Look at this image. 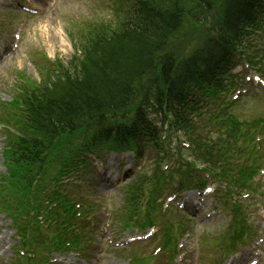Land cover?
Segmentation results:
<instances>
[{
    "label": "rangeland",
    "instance_id": "374dc122",
    "mask_svg": "<svg viewBox=\"0 0 264 264\" xmlns=\"http://www.w3.org/2000/svg\"><path fill=\"white\" fill-rule=\"evenodd\" d=\"M80 8H79V7ZM78 6H74L72 9H69L68 5H64L61 9H57L55 16L53 18V20L55 19V21L59 20L62 14H66L68 13L71 17H76L77 16V11L78 9L81 10L83 8V3H79ZM81 14H84V11H81ZM51 17V15H50ZM100 18H102V16H100ZM26 38L28 40H32L30 35H26ZM178 44H181V42L178 41ZM46 46L48 47L47 53L49 56H53V54L56 52L58 55L60 56H64L66 57L65 61H68L72 50L70 46H67L65 48H60L58 47V43L56 40L51 39L48 40L46 42ZM61 52V53H60ZM27 53L31 54V46L28 48ZM33 59H35V63H33ZM41 59L36 57V55L32 54L28 60H27V68L26 71L28 74H30L31 76L35 77V78H39L41 75V70L38 69L37 66V62L40 61ZM29 75V76H30ZM25 79L27 80H32L31 78H29L28 76H24ZM21 78L18 77V73L11 69V68H7L5 70L0 71V96L2 97L3 100H9L10 99V87H14L17 85L16 83L20 82ZM258 107H259V103H255V104H251L249 106H244L242 108L241 111V115L242 116H248V115H252L254 112L258 111ZM105 241L112 246V244L110 243L109 240V236H107V238L105 239ZM114 246V245H113ZM116 247V246H114ZM219 249V245L218 244H212L209 246H206V254L204 257V262L205 264H209L210 263V257H211V253L213 250L218 251ZM123 252V249H113L112 252L109 254V256L103 261V264H108L109 262H114L116 264H127V262L125 260L122 259L121 253ZM245 257V254H239L236 257ZM236 257H233V259H235Z\"/></svg>",
    "mask_w": 264,
    "mask_h": 264
},
{
    "label": "trees",
    "instance_id": "16d2710c",
    "mask_svg": "<svg viewBox=\"0 0 264 264\" xmlns=\"http://www.w3.org/2000/svg\"><path fill=\"white\" fill-rule=\"evenodd\" d=\"M176 6H177V4L169 5V6H166L164 9L161 10L162 12L159 15L160 16L159 18L161 19L162 24H164L165 26L169 27L175 23V21L177 19ZM144 14L147 15V14H149V12L146 11ZM159 18H155V19H153V21H151L150 30L147 28L141 29L140 31H137L134 33V35H132V41L134 43L137 42V39L143 38L142 31L145 32V35H148L149 37H151V39L142 40V44L134 46L132 48V51H134L136 49V47L141 48V50H142L143 48L148 47L150 45V43H153V42H154V44L156 43V38H159L161 31L164 30L161 23L159 22ZM159 32H160V34H159ZM155 36H156V38H154ZM123 40L124 39H120L117 41L107 43L106 49L109 52L117 51L120 48V45L123 42ZM103 50H105V49H103ZM101 52H103V51H101ZM52 93L54 95H56L55 92H53V90L49 91L48 89H43L42 93H38L37 91H32V92L28 93V98H24L23 101H29L31 99L47 98ZM50 109L52 110L53 108L51 107ZM47 118L49 120V123L52 124L54 121L53 115H47Z\"/></svg>",
    "mask_w": 264,
    "mask_h": 264
}]
</instances>
